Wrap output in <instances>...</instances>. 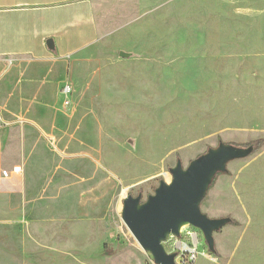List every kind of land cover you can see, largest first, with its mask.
<instances>
[{"label": "rangeland", "instance_id": "rangeland-1", "mask_svg": "<svg viewBox=\"0 0 264 264\" xmlns=\"http://www.w3.org/2000/svg\"><path fill=\"white\" fill-rule=\"evenodd\" d=\"M92 3L98 36L77 62L87 137L76 150L55 138L48 180L6 193L0 179V264H153L124 199L146 201L178 159L264 138V0ZM219 177L212 211L239 225L214 233L215 253L199 229L209 258L195 264H264V146Z\"/></svg>", "mask_w": 264, "mask_h": 264}, {"label": "crops", "instance_id": "crops-1", "mask_svg": "<svg viewBox=\"0 0 264 264\" xmlns=\"http://www.w3.org/2000/svg\"><path fill=\"white\" fill-rule=\"evenodd\" d=\"M92 1L0 0V179L6 193L21 178L29 188L50 176L57 136L61 148L83 146L88 132L78 93L86 78L77 62L98 36ZM71 74L76 92L66 108L61 88ZM219 192L217 184L209 192L211 217L227 214L212 211Z\"/></svg>", "mask_w": 264, "mask_h": 264}, {"label": "water", "instance_id": "water-1", "mask_svg": "<svg viewBox=\"0 0 264 264\" xmlns=\"http://www.w3.org/2000/svg\"><path fill=\"white\" fill-rule=\"evenodd\" d=\"M48 44L53 47V41ZM123 57L129 54L122 52ZM252 147L220 142L210 147L184 168L178 159L171 169L172 181H161L155 194L146 201L142 195H128L124 199L122 218L141 247L152 255L155 264H176V253H168L164 242L170 234L180 236L183 226L200 229L212 253L216 251L214 233L231 224L232 218L209 217L201 204L218 174L228 172L231 161L251 155Z\"/></svg>", "mask_w": 264, "mask_h": 264}, {"label": "built area", "instance_id": "built-area-1", "mask_svg": "<svg viewBox=\"0 0 264 264\" xmlns=\"http://www.w3.org/2000/svg\"><path fill=\"white\" fill-rule=\"evenodd\" d=\"M73 90V84L70 81H66L61 88V93L64 96L63 106L66 108L73 105ZM201 241L198 228L192 225L183 226L179 237L174 234L168 236L165 242L170 249L166 250L168 253H176V264H195L200 255L209 258L207 252L200 251ZM153 264L155 263L153 262Z\"/></svg>", "mask_w": 264, "mask_h": 264}, {"label": "trees", "instance_id": "trees-1", "mask_svg": "<svg viewBox=\"0 0 264 264\" xmlns=\"http://www.w3.org/2000/svg\"><path fill=\"white\" fill-rule=\"evenodd\" d=\"M235 145L243 146V147H252L253 148V151L251 153V155H252V154L258 152L261 148H263V146H264V138H259V139L255 140V141H251V142L245 143V144H235ZM220 175L221 174L217 175V177H216L213 185L211 186L210 190L213 188V186L215 185V183H216V181H217V179H218V177ZM231 224L234 225V226H237V225H239V222L237 220H235V219H232Z\"/></svg>", "mask_w": 264, "mask_h": 264}, {"label": "bare ground", "instance_id": "bare-ground-1", "mask_svg": "<svg viewBox=\"0 0 264 264\" xmlns=\"http://www.w3.org/2000/svg\"><path fill=\"white\" fill-rule=\"evenodd\" d=\"M126 192V191H125Z\"/></svg>", "mask_w": 264, "mask_h": 264}]
</instances>
